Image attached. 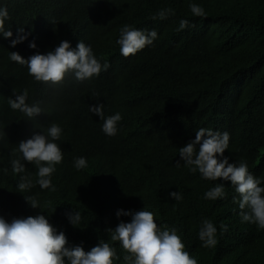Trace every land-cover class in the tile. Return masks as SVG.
Masks as SVG:
<instances>
[{
  "label": "trees",
  "instance_id": "16d2710c",
  "mask_svg": "<svg viewBox=\"0 0 264 264\" xmlns=\"http://www.w3.org/2000/svg\"><path fill=\"white\" fill-rule=\"evenodd\" d=\"M189 3L202 6L206 16H193ZM0 6L9 13L6 27L13 33L9 39L0 37V131H31L56 123L62 128L56 143L63 152L52 174L55 191L36 185L23 192L17 188L20 176H30L35 184L36 166L21 156L25 172L10 175L5 171L9 151L2 152L0 217L55 218L63 223L55 228L69 244L83 242L88 251L99 242L109 243L119 257L114 264H125L128 253L111 240L109 229L131 217L117 218L115 213L147 210L158 226L177 229L197 264H264V230L241 222L233 200L239 196L230 182L202 179L179 157V148L194 139L199 128L227 131L224 155L229 163L246 161L264 180V0H0ZM166 8L174 14L153 19ZM181 19L191 26L178 30ZM124 25L155 29L157 39L139 51L140 56L121 60L116 40ZM19 28L28 33L27 39L10 47ZM63 40L73 48L78 41L90 45L100 63L110 65V74L83 82L69 76L49 88L9 59L10 52L32 51L30 41L47 53ZM67 86L77 94L68 115L61 101ZM25 90L26 103L42 108L32 120L8 104ZM97 104H104L106 117L121 114V131L115 136L105 135L103 120L89 112V106ZM87 153L92 160L77 170L73 156L87 158ZM221 182L226 197L204 199V193ZM169 191H179L183 199H171ZM29 196L38 199L40 209L28 204ZM70 211L81 216L75 227L66 217ZM203 219L217 228L215 247L201 246ZM221 225H227V231Z\"/></svg>",
  "mask_w": 264,
  "mask_h": 264
},
{
  "label": "clouds",
  "instance_id": "9594fccd",
  "mask_svg": "<svg viewBox=\"0 0 264 264\" xmlns=\"http://www.w3.org/2000/svg\"><path fill=\"white\" fill-rule=\"evenodd\" d=\"M189 9L195 17H205L202 6L189 3ZM170 8L160 10L153 19H165L173 15ZM9 13L4 6H0V37L9 39L13 36L6 21ZM205 19V18H204ZM187 19H181L179 29L190 27ZM204 23H202V27ZM28 33L23 28L17 30V36L10 40V47H15L27 39ZM157 39L155 29H137L124 25L116 43L120 46L117 57L121 60H131L138 56L139 51L151 46ZM30 52H10L9 59L13 64L23 68L26 74L36 83L46 87L62 85L71 76L77 82L92 81L95 77H106L110 74L109 64L100 63L90 45L78 41L73 48L69 41L63 40L52 51L43 53L36 48L34 41H30ZM3 64L0 63V69ZM76 83V82H74ZM81 84V83H77ZM65 87L61 95L63 110L68 115L74 108L77 94ZM25 90L15 99H9L11 109L19 110L27 120L35 119L42 113L38 103H26ZM89 112L103 120L102 132L107 136H115L121 131L119 122L122 116L116 112L110 116L104 115V104L89 106ZM62 128L56 123L50 126L14 133L0 131V156L4 150L9 151L10 165L5 170L10 175L24 173L25 163H32L37 168L35 184L30 176H20L17 188L29 191L36 185L41 190L55 191L52 184V174L56 165L63 160V152L56 141L60 140ZM230 135L227 131L220 132L211 128L201 127L195 132V138L179 148L180 161L191 173H199L202 179L230 182L239 199L238 202L241 222L255 224L258 230H264V180L257 176L247 166L246 161L238 164L229 163L224 155L229 147ZM87 158L73 156L74 167L82 170L87 167L93 156L87 153ZM179 165V161L177 162ZM32 172V171H31ZM31 174V173H30ZM168 197L179 202L183 199L179 191H169ZM226 197L225 185L217 183L204 193V199L215 201ZM26 201L32 208L41 207L40 202L33 196ZM54 211V209H53ZM3 213V211H2ZM116 217H131L130 222L117 224L112 232L111 240L119 241L122 249L128 253L124 255L125 264H197V260L185 250V245L175 227L158 226L154 214L147 210L117 209ZM0 217V264H114L119 259L114 247L109 243L99 242L90 250L85 251L83 242L71 245L64 232L57 231L56 226H63L61 221L44 215L28 216L26 218L7 217L3 213ZM68 222L75 227L80 223L78 211L66 214ZM7 220V221H6ZM222 231H227V225H221ZM201 246L215 247L218 243L217 228L208 219L201 221L198 232Z\"/></svg>",
  "mask_w": 264,
  "mask_h": 264
}]
</instances>
